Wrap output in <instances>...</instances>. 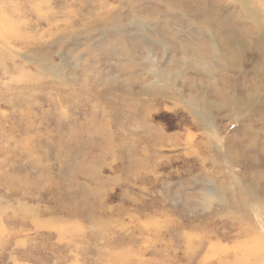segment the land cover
I'll return each instance as SVG.
<instances>
[{
  "label": "rangeland",
  "instance_id": "rangeland-1",
  "mask_svg": "<svg viewBox=\"0 0 264 264\" xmlns=\"http://www.w3.org/2000/svg\"><path fill=\"white\" fill-rule=\"evenodd\" d=\"M263 257L264 0H0V264Z\"/></svg>",
  "mask_w": 264,
  "mask_h": 264
},
{
  "label": "bare ground",
  "instance_id": "bare-ground-1",
  "mask_svg": "<svg viewBox=\"0 0 264 264\" xmlns=\"http://www.w3.org/2000/svg\"><path fill=\"white\" fill-rule=\"evenodd\" d=\"M264 258V257H263ZM261 259V258H260ZM260 259H258L260 261Z\"/></svg>",
  "mask_w": 264,
  "mask_h": 264
}]
</instances>
